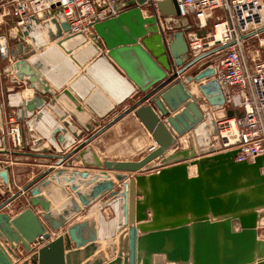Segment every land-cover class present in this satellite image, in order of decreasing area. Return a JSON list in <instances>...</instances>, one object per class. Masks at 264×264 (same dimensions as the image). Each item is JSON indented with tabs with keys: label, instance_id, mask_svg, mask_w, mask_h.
Listing matches in <instances>:
<instances>
[{
	"label": "water",
	"instance_id": "1",
	"mask_svg": "<svg viewBox=\"0 0 264 264\" xmlns=\"http://www.w3.org/2000/svg\"><path fill=\"white\" fill-rule=\"evenodd\" d=\"M145 2L128 0L126 4L133 5L131 8L94 23L90 37L95 48L105 49L107 57L125 73L140 94H133L126 108L66 154H50L45 150L41 153L9 151L4 137L0 153L51 158L55 160V165L66 162L71 167L72 155L131 112L151 135L155 145L142 158L129 161H100L92 151L84 148L76 160L99 169L90 178L87 171L74 170L64 176L65 171L61 169L46 177L52 171L49 167L11 192L7 198L0 196V264H80L90 257L92 259L84 264H151L153 255L164 256V262L154 264H264V240L257 238V220L264 217V155L250 162H237L234 160L239 151L237 148L217 150L209 146L197 155L191 144L188 148L166 154L178 145L176 136L204 121L205 113L199 108L200 101H205L212 109H221L224 105V95L213 78L215 70L212 66L207 65L192 75H184L190 67L218 48L189 59L183 30L178 28L168 32L169 26L165 34L166 29H163L159 19L178 17L177 0H159L156 5L149 2L152 13L149 16L142 13L141 7ZM47 18L49 20L41 25L48 39L57 40V45L62 46L63 41L80 34L71 32L66 21H58L49 14ZM30 19L33 22L23 26L19 37L27 36L31 27L39 24L36 16L32 15ZM263 31L264 27H261L256 33ZM253 34L255 32L247 36ZM31 39L35 41L32 36ZM18 48L19 51L9 52L14 58V75L18 80H27L34 94L17 104L14 116L17 121L30 114L38 119L42 115L40 109L53 93L38 71V63L26 60L25 52L29 51V46L20 41ZM192 81L198 83L200 97L193 96L187 88ZM63 94L75 104L77 111L82 110L69 89H64ZM145 102L147 104H143ZM36 110L39 112L36 113ZM233 113V110H227L228 116ZM240 114L237 112V115ZM71 116L76 118L74 113ZM62 126L52 129L51 138L65 145L64 136L55 138L58 132H66L69 123L63 121ZM84 128L92 130L89 124H85ZM72 133L74 138L80 139L79 134ZM212 134L217 135L215 127ZM88 153L92 162L85 159ZM158 158L163 167L157 172L128 175L142 170ZM188 166H195V175L189 176ZM8 170L7 165L2 167L0 179L10 188ZM108 171L112 174L109 175ZM61 175L64 182L70 185L74 197L68 198V207L56 212L42 194V189L52 180L60 182ZM76 177L80 178V182H76ZM87 178L89 180H85ZM81 183L87 186L85 190L80 189ZM23 192H27L29 206L14 216L1 211ZM104 195L108 200L113 198L106 205L115 207L118 216H121L113 239L128 225L127 231L119 234L118 241L112 242L109 253L112 259L106 263L100 255L94 254L98 247L97 224L94 221H73L56 237H52L50 232L59 231L71 215L80 212L82 207H89ZM101 201L104 204L106 200ZM37 205L43 211L40 214L32 208ZM149 210L152 226L137 225V222L148 219ZM235 223L239 224L238 229L234 228Z\"/></svg>",
	"mask_w": 264,
	"mask_h": 264
},
{
	"label": "crops",
	"instance_id": "2",
	"mask_svg": "<svg viewBox=\"0 0 264 264\" xmlns=\"http://www.w3.org/2000/svg\"><path fill=\"white\" fill-rule=\"evenodd\" d=\"M2 1L4 0H0V4ZM12 13L13 12L7 5H0V35L5 36L8 43V53L5 56L0 53V100L2 104V119H0V148H3V137L1 135L3 133L2 127H6L7 130L8 118L13 116L19 126L20 139H22V142L20 141L21 145L19 147L13 148L9 139L6 138V148L9 151L13 150L17 152L41 153L45 150L46 153L50 154H66L74 146L98 130L102 124H105V120H107L117 104H120L123 101H128L129 98H132L133 94H140L139 89L136 88L130 80H128L125 73L113 64L107 57L105 49L97 50L95 48L93 41L89 39L87 33L85 34L86 37L83 38L86 41L78 42L74 47L67 50L60 49L56 40L48 39L45 33V28L41 25L49 20L47 15H44L42 18L37 17L39 24H35L31 27L27 36L22 35L19 37L20 31L24 28L23 26L25 24H30V22L33 21L30 19V16H28L22 25H17L16 16H11ZM50 27H53L52 24H50ZM36 28H38L37 32L39 36L35 34ZM31 36L35 39V41H32ZM20 41H23L29 46V51L25 52V56H27L26 60L30 63H38V71L41 73L45 84L49 87V90L53 94L50 95V100L45 103V106L40 109L42 115L38 119H35L34 114H30L27 118L17 121L14 116L17 104L21 100L31 98L34 94V89L29 88L27 80H18L15 77L14 70L12 68L14 58L9 54V52L10 50L19 51L18 42ZM68 50L69 52H67ZM18 57L20 56L18 55ZM118 75H120L123 80L117 84V86H115V90L112 91L111 80L114 76L117 77ZM97 77H99V79ZM66 88L69 89L71 94L76 98L77 104L82 109L81 111H77L75 109V104L70 100V98H68V96L63 94V90ZM187 88L193 94V91L190 89V85H187ZM193 95L196 97L195 94ZM54 99L55 101L53 102ZM143 104H147V102ZM204 105L206 104L204 103ZM199 108L205 114H208L207 117L212 120V123L208 121V118H206L202 123H200L202 126V124L206 122V125L204 124L206 126L205 129L202 128V131L199 132L191 129L184 133L183 137L184 139H190V144L194 147L197 155H200L199 153H201V151L205 152L207 146H209L207 138L210 134H212L214 122L223 115V111L221 109H212L210 106L203 109L201 105H199ZM35 112L37 113L39 111L36 110ZM71 113H74L76 118H73ZM127 116L131 117L132 115H125V117ZM125 117H122L117 123H120V121L123 123L122 120ZM111 118L112 117H110V119ZM63 121H67L69 123V128H67L66 132H58L55 135V138L58 136H64L66 148H64V145L57 139L52 140L51 138L52 129L55 126L62 128ZM135 121L141 125L140 132L142 134L146 133L147 130H145L144 126L136 117ZM85 124H89L92 127V130H86L84 128ZM109 129L110 128L100 133L84 148H88L97 156L94 150L96 139L105 136ZM144 130L146 132H144ZM72 132L79 134L80 139L77 140L74 138V136H72ZM146 134L151 136L148 132ZM176 141L180 144V148H185L186 144H182L186 142L185 140L183 141L182 139L181 142L176 137ZM153 145H155V143L151 137V144H149L147 149ZM84 148L80 149V151L84 150ZM199 148H201L200 151ZM64 149L66 151H63ZM60 151L62 152L60 153ZM79 152L70 157L74 158L71 167L67 166L66 162H63L60 165H55V160L51 158L33 157L22 153H0V170L3 166L7 165L9 168L8 176L11 180V186L9 188L6 187L0 179L1 198H7L11 192H15L18 188L33 180L49 167H52V171L48 172L45 175L46 177H51L53 175V171L59 169L65 171L63 174L64 176L68 175L70 172H74V170H77L78 172L87 171L89 173L88 178L99 172V169L94 166L85 165L81 160H76ZM98 158L100 157L98 156ZM85 159L88 162H92L90 153L85 155ZM157 161L159 162L160 159L158 158L153 162ZM158 162L153 165H151V162L150 165H147L142 170L135 173H129L128 175L134 176L139 173L149 175L154 173L156 170L151 169L156 167ZM195 169V166H188V174L190 177L195 175ZM108 174L111 175L112 171H108ZM63 175L60 177V182L52 180L49 185L45 186L52 189L51 191L56 189V192L53 191L50 193L52 197H46L43 190L46 188L42 189V194L50 201L51 208L55 209L56 212H59L62 208L68 207V198L74 197V194L70 189V185L62 179V177H64ZM88 178L85 180H89ZM75 180L76 182H80L79 177H76ZM86 187L85 184L81 183V190H85ZM54 194L57 197L56 201L53 198L55 197ZM27 198V192H23L19 197H16L8 203L1 211H6L11 216H14L18 212L22 211L26 206H29ZM136 198L141 197L137 196ZM101 200L106 201L103 204ZM110 201L112 202L113 198L108 200L107 196L104 195L102 198L94 201L89 207H82L80 212L71 215L70 218L67 219L65 225L61 227L59 231L54 233L50 231L52 234L51 236L56 237L58 234L63 232L64 228L68 224L73 221H80L83 219L94 221L97 224L96 244L98 245L94 254L100 255L104 263L109 262L112 259L109 257L112 242H117L119 234L123 235L128 228L127 225L125 229L121 230L119 234H116L115 239H113L112 235L118 228L120 215L118 216V211H116L115 207L106 205ZM32 208L36 214L43 212L38 205ZM151 217L152 213L151 210H149L148 219L140 223L137 222L136 224L148 226L150 228L152 226L150 223ZM263 222L264 217L261 220H257V238L262 240H264ZM42 223L47 227L45 222ZM233 226L235 229H238L239 224L235 223ZM137 232L140 233L139 230H137ZM71 244L73 246V243ZM16 248L19 249V246ZM20 253L23 254V251H20ZM91 259L92 257L85 259L80 264H84ZM157 261L164 262V256L153 255L151 264H154ZM164 264L172 263L165 262Z\"/></svg>",
	"mask_w": 264,
	"mask_h": 264
},
{
	"label": "built area",
	"instance_id": "3",
	"mask_svg": "<svg viewBox=\"0 0 264 264\" xmlns=\"http://www.w3.org/2000/svg\"><path fill=\"white\" fill-rule=\"evenodd\" d=\"M128 0H4L16 15L17 25L38 12L66 21L73 33L93 31V24L131 8ZM159 0H146L144 16L152 15L148 5ZM180 27L187 42V56L193 58L218 48L204 58L200 68L212 66L213 78L224 95L223 115L215 120L217 150L237 148L234 160L253 161L264 155V43L249 51V41L264 27V0H177ZM211 24V31L207 32ZM251 32L255 34L247 36ZM0 53H8L5 36L0 35ZM201 63V61L199 62ZM183 78V77H182ZM207 104L205 101H203ZM208 105V104H207ZM227 110H233L231 116ZM237 112H241L237 115ZM7 136L19 147L20 131L13 116L7 121Z\"/></svg>",
	"mask_w": 264,
	"mask_h": 264
},
{
	"label": "rangeland",
	"instance_id": "4",
	"mask_svg": "<svg viewBox=\"0 0 264 264\" xmlns=\"http://www.w3.org/2000/svg\"><path fill=\"white\" fill-rule=\"evenodd\" d=\"M11 16L15 17L16 15L14 13H12ZM169 25H170V29L168 30V32H174V31L178 30V28L180 27L179 26L180 25V19L179 18L177 19L175 17L172 19L170 18L169 19ZM206 30H207V32L211 31V24L208 25V28ZM166 33H167V29H166L165 34ZM261 39H264V31L260 32L258 36L253 37L249 41V43L247 45V47L249 48V51H252L253 49L258 48V45H259V42ZM205 61H201V63H198V64L190 67L184 73V75L194 74L198 70V68L200 67V64H204ZM130 102H131V99L129 98L128 101H123L120 104H117V106L112 110L111 114L109 115L107 120H105L104 123H106L110 119V117H114L116 114L120 113L124 108H126L130 104ZM199 105H201V107L203 109L205 107L207 108L209 106V105L207 106V104L204 105L203 101H200ZM129 115L130 116L132 115V116L131 117H129V116L125 117L124 116L125 118L122 120L123 123H121V121H120V123H117L119 121L118 120L113 125L108 127L110 129L105 136L99 137L98 139H96V143L94 145V150L97 154V157L98 156L100 157L99 158V160L101 159L100 161H103V160H113V161L138 160L149 152V149H147V147L149 146V144H151L150 143L151 142V136L146 134L147 133L145 131L146 129L144 130V132H146V133L142 134L140 132L141 125H139V123H136L135 115L133 112L129 113ZM2 128H3V133L1 135H2V137H4L6 139V138H8L6 127H2ZM215 137L217 139L216 135L215 136L213 134L209 135V137L207 138L208 139L207 142H208L209 146L217 144V140H215ZM185 141L186 142L182 143V144L183 145L186 144L185 148H188L189 144H190V139L189 140L185 139ZM6 142H7V140H6ZM209 146H207V148ZM64 148H66L65 145H64ZM175 148L182 149V148H180L179 143H178V145H175ZM200 149L201 148H199V151H200ZM63 151H66V150L64 149ZM61 152L62 151H60V153ZM171 165H173V163ZM161 167H163V165L158 164L156 167L152 168L151 170L155 169L157 172Z\"/></svg>",
	"mask_w": 264,
	"mask_h": 264
},
{
	"label": "bare ground",
	"instance_id": "5",
	"mask_svg": "<svg viewBox=\"0 0 264 264\" xmlns=\"http://www.w3.org/2000/svg\"><path fill=\"white\" fill-rule=\"evenodd\" d=\"M44 15L41 13V12H38L37 13V15H36V17H38V18H42ZM172 19V18H174V17H160L159 19H160V22H161V24H162V27H163V29L165 30L166 28H168L169 27V19ZM38 28L37 29H35V34L36 35H38L39 36V34H38ZM85 34L86 33H80V34H78V35H75V36H73V37H71V38H69L68 40H66V41H63L62 42V46H60V45H58L59 46V48L60 49H70L71 47H74L78 42H84V41H86L85 39H83V38H85L86 36H85ZM91 32H88L87 33V35L89 36V39H91L90 37H91ZM258 35H259V33H258ZM82 40V41H81ZM56 42H57V40H56ZM260 42H263L264 43V39H261L260 40ZM98 79H99V77H97ZM123 79H121V76L120 75H118L117 77H115L114 76V78L111 80V88H112V91H114L115 90V86H117V84H119L121 81H122ZM196 85H195V84ZM188 85H190V89L193 91V94H195L196 95V97H200L201 96V94H200V92H199V89H198V83H196V82H194V81H192V82H190V83H188ZM197 86V87H196ZM130 89V88H129ZM191 93V92H190ZM124 94V93H123ZM122 94V95H123ZM192 94V93H191ZM192 94V95H193ZM122 95H119V96H122ZM194 96V95H193ZM208 116V114H205V118L204 119H206V118H208L207 117ZM208 121L209 122H211L212 120H210L209 118H208ZM206 122H204L203 124H202V126H201V124H199L196 128H194V130L195 131H202V128L203 129H205L206 128V124H205ZM205 124V125H204ZM204 125V126H203ZM177 137V136H176ZM184 134L183 135H179L177 138L181 141L182 139H183V141L185 140L184 138ZM22 139H20V141H21ZM22 142V141H21ZM151 143V142H150ZM177 147V146H176ZM173 148H175V146H173L166 154H170V153H172V152H174L176 149H173ZM149 149V148H148ZM158 162V161H157ZM157 162H152L151 163V165H153V164H157ZM158 164H160V161L158 162ZM150 165V164H149ZM195 174V173H194ZM43 188H46V189H43L44 190V192H47V194H49V195H47L46 193H45V195H46V197L48 196V197H52L51 195H50V193L51 192H53V191H55L56 189H54L53 191H51L52 189H49L48 187H43ZM56 192V191H55ZM54 196H55V194H54ZM54 199H55V201L57 200V197L55 196V197H53ZM184 216H186V214H183ZM187 216H189V213L187 214ZM160 221H162V222H165L164 220H160ZM264 223V222H263Z\"/></svg>",
	"mask_w": 264,
	"mask_h": 264
}]
</instances>
